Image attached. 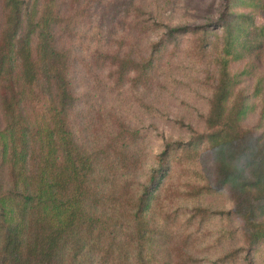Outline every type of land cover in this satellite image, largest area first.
Instances as JSON below:
<instances>
[{"label": "trees", "instance_id": "1", "mask_svg": "<svg viewBox=\"0 0 264 264\" xmlns=\"http://www.w3.org/2000/svg\"><path fill=\"white\" fill-rule=\"evenodd\" d=\"M172 3L0 0V264H201L178 216L188 214L187 225L207 220L218 211L184 202L223 189L232 205L219 213L238 224L219 226L199 252L239 229L244 245L205 264H256L250 254L264 243V74L256 71L264 66V0H218L205 23L170 24L160 18ZM182 39L208 74L203 128L189 124V139H164L139 182L143 120L122 95L132 91L143 112L155 108L144 99L164 83L160 71ZM235 60L245 62L232 69ZM79 77L95 85L80 88ZM252 111L257 125L244 121ZM200 145L209 174L184 168L203 182L183 187L177 177L165 188L171 159L191 160ZM179 148L184 155L173 153Z\"/></svg>", "mask_w": 264, "mask_h": 264}, {"label": "rangeland", "instance_id": "2", "mask_svg": "<svg viewBox=\"0 0 264 264\" xmlns=\"http://www.w3.org/2000/svg\"><path fill=\"white\" fill-rule=\"evenodd\" d=\"M173 6L167 7L161 16L162 21L174 24L179 22H191V23H205L207 19L213 18L217 14L218 0H173ZM236 9H247L245 7H237ZM256 21H262L261 16L256 14ZM219 31V30H217ZM185 40H181L179 43V51L174 55H168L167 53V65L165 69H161L159 87L153 88L149 92V96L145 97L146 104H152L156 106L151 110H146L138 106V99L130 95L132 91H125L122 95L123 99L134 102V115H139L142 118V129L144 134L145 150L147 152L146 159L143 164L137 170V181L143 180L151 168L155 165L154 156L161 150L164 139H189V132L187 125H191L195 129L203 128L202 117L207 111L208 96L210 94L209 83L206 80L208 75L204 71L205 65L201 62H193L190 54L184 53ZM194 59V58H193ZM206 57L204 60H208ZM245 60H235L230 62L232 69L241 68ZM264 66L259 67L256 71H260L264 74ZM248 82L252 83L253 76L247 77ZM80 88L84 86H94L95 82H87L82 77H79ZM92 83V84H91ZM93 90L85 93H91ZM106 104V103H105ZM93 108V107H92ZM84 114L90 115L88 111ZM244 121L248 124L257 125V112H250ZM259 131H264V121L258 126ZM200 151L191 160L185 158L180 160L172 158L167 182L165 188L174 182L177 177H180V184L184 187V183L187 180L191 182L199 181V174L194 173L188 169L199 170L203 174H209L210 161L205 157L204 149L199 146ZM178 153V156H182V150L179 148L173 152ZM1 174V173H0ZM192 179H188V177ZM169 192V191H168ZM183 207H190L192 205L205 206L210 210L218 211L216 214L207 217L197 225V220L193 221L191 225L186 224V218L188 214H180L178 220L183 222V226L186 228L184 233H191L192 243H190L195 249V255L198 256L201 264H205L208 259H212L221 251L229 249L231 246H243V240L239 234V229L236 230L235 236L231 240H226L221 244L208 247L207 251L199 252L203 248L205 243L210 242L214 237V231L219 226H237V221L234 217L230 220L223 219L219 210H227L231 207L232 201L227 194L226 190H220L217 192H210L202 194L198 197L188 198ZM209 246V244H208ZM191 248V247H190ZM192 250V248H191ZM244 253V252H243ZM242 253V255H243ZM251 257L256 264H264V243L259 244L257 248L251 252ZM244 258L238 260V264H242Z\"/></svg>", "mask_w": 264, "mask_h": 264}]
</instances>
